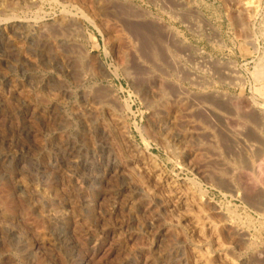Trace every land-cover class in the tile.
<instances>
[{"label": "rangeland", "instance_id": "374dc122", "mask_svg": "<svg viewBox=\"0 0 264 264\" xmlns=\"http://www.w3.org/2000/svg\"><path fill=\"white\" fill-rule=\"evenodd\" d=\"M248 1L0 0V264H264V0Z\"/></svg>", "mask_w": 264, "mask_h": 264}, {"label": "bare ground", "instance_id": "6f19581e", "mask_svg": "<svg viewBox=\"0 0 264 264\" xmlns=\"http://www.w3.org/2000/svg\"><path fill=\"white\" fill-rule=\"evenodd\" d=\"M248 1V0H247ZM249 2V1H248ZM7 5V4H6ZM5 5V6H6ZM250 7V6H249ZM252 8V7H251ZM245 10H248V9H245ZM249 11V10H248ZM252 12V11H251ZM6 22H7V20H6ZM9 24V23H8ZM7 26V25H6ZM12 27V26H11ZM7 28V27H6ZM261 65V64H260ZM259 68H260V66H259ZM256 73H257V77L259 78V79H263L264 80V64H263V66L258 70V72L256 71ZM96 109V108H95ZM117 134V133H116ZM235 141V143H236V140H234ZM239 145V144H238ZM251 158H252V156H251ZM145 166V165H144ZM258 167H260L259 165H258ZM124 168V167H123ZM232 168V167H231ZM147 169V168H146ZM150 169V168H149ZM152 169V168H151ZM155 169V168H154ZM240 169V168H239ZM263 170V169H262ZM133 172V171H132ZM131 172V173H132ZM146 172V171H145ZM158 172V171H157ZM245 173H246V171H245ZM158 174V173H157ZM155 172H151V175L152 176H154V178L153 179H157L158 178V175H157ZM160 174V173H159ZM249 174V173H248ZM136 175V174H135ZM148 174H146V176H147ZM150 175V176H151ZM149 176V177H150ZM133 177V176H132ZM163 177V176H162ZM161 177V178H162ZM254 179V178H253ZM140 180V179H139ZM152 180V179H151ZM162 180V179H161ZM258 180V179H257ZM157 181V180H156ZM155 180L153 181V182H156ZM160 182V181H159ZM138 183H140V182H138ZM142 183V182H141ZM165 183V182H164ZM157 184V183H156ZM139 186H140V184H139ZM156 186V185H155ZM141 187V186H140ZM189 187V186H188ZM144 188V187H143ZM155 188V187H154ZM153 188V189H154ZM164 188V187H163ZM171 188V187H170ZM190 188V187H189ZM141 189V191L143 190L142 188H140ZM167 189V188H166ZM169 189V188H168ZM140 191V192H141ZM155 191V190H154ZM181 191V190H180ZM190 191V190H189ZM143 192H145L146 193V191H144L143 190ZM149 192V191H148ZM177 192V191H176ZM165 193V192H164ZM173 193H174V191H173ZM170 194H171V192H170ZM198 194V193H197ZM145 195V194H144ZM154 195V194H153ZM254 195V194H253ZM147 196V195H146ZM151 196V195H150ZM167 196V195H166ZM177 199H178V201H179V207H180V211H182V214L181 215H183L184 217H185V219H187L189 222H191V224L194 226V229H195V232H196V235H198V237L199 238H201V239H204V240H206V239H208V237H210V238H213L214 240H216V243H217V246L220 248V247H222L221 246V244H220V241H219V236L221 235H219V227H218V225H216V224H214L213 223V221H210V218L208 217V215L207 214H205V212L203 211V209H202V206H201V202L196 198V196H194L193 194H191L190 192H184V193H177ZM254 197V196H253ZM147 198V197H146ZM173 198L175 199V197L173 196ZM200 200H202V199H200ZM203 200H204V198H203ZM175 201V200H174ZM173 201V202H174ZM149 202V201H148ZM154 202V201H153ZM171 202V201H170ZM176 203V202H175ZM175 203H172V204H174L175 205ZM178 203V202H177ZM176 203V204H177ZM206 204V203H205ZM207 205V204H206ZM205 205V206H206ZM171 206V205H170ZM209 206V205H208ZM147 207V206H146ZM210 207V206H209ZM173 209V208H172ZM205 209H206V207H205ZM204 209V210H205ZM166 210V209H165ZM155 211V210H154ZM170 212V211H169ZM168 212V213H169ZM172 212V211H171ZM177 212V211H176ZM173 213V212H172ZM178 213V212H177ZM175 214V213H174ZM173 214V215H174ZM218 216V215H217ZM211 217V216H210ZM235 217V216H234ZM173 218V217H172ZM176 218H180V216L179 217H176ZM213 218V217H212ZM181 219V218H180ZM230 219V218H229ZM212 220V219H211ZM187 221V222H188ZM169 222V221H168ZM182 222V221H181ZM180 222V223H181ZM184 222V221H183ZM186 222V221H185ZM188 222V223H189ZM233 222V221H232ZM238 222V221H237ZM179 223V224H180ZM187 224V223H186ZM185 224V225H186ZM223 224V223H222ZM233 224V223H232ZM234 224H236V223H234ZM233 224V225H234ZM184 225V226H185ZM229 225V224H228ZM174 226H176V225H174ZM190 226V225H189ZM231 226V225H230ZM179 227V226H178ZM181 227V226H180ZM188 227V226H187ZM238 227V226H237ZM222 228H224V227H222ZM231 228L233 229V232H234V234H236V235H239V236H242V238H243V232H242V230H239L238 228H233V226H231ZM230 228V229H231ZM177 229V228H176ZM185 229V228H184ZM192 229V228H191ZM231 229V230H232ZM173 230H174V228H173ZM222 230V229H221ZM169 231V230H168ZM176 231V230H175ZM179 231V230H178ZM167 232V231H166ZM171 232V231H170ZM180 232H181V229H180ZM193 232V231H192ZM191 232V233H192ZM230 232V231H229ZM176 233V232H175ZM184 233V232H183ZM183 233H181V234H183ZM189 233V232H188ZM220 233H221V231H220ZM193 234H195V233H193ZM247 234V233H246ZM191 235V234H190ZM223 236V235H222ZM234 236V235H233ZM254 236V235H253ZM182 237H184V236H182ZM196 237V236H195ZM176 238H178V237H176ZM199 238H197V241H198V239ZM209 238V239H210ZM237 238H240V237H237ZM250 238H251V236H250ZM192 239H193V237H192ZM226 239V238H225ZM253 239V238H252ZM260 239V238H259ZM200 240V239H199ZM182 241V240H181ZM184 241V240H183ZM202 242H204V241H202ZM212 242V241H211ZM214 242V241H213ZM225 242V241H224ZM241 242V241H240ZM247 242V241H246ZM251 242V241H250ZM255 242H256V240H255ZM200 243V242H199ZM209 243V242H208ZM178 244H180V243H178ZM194 244V243H193ZM198 244V243H197ZM205 244V243H204ZM254 244V243H253ZM199 245V244H198ZM252 245V244H251ZM250 245V246H251ZM255 245V244H254ZM259 246V245H258ZM199 247H200V245H199ZM204 247V246H203ZM253 247V246H252ZM264 247V246H263ZM205 248H207V247H205ZM257 248V247H256ZM255 248V249H256ZM215 249H217V248H215ZM254 249V250H255ZM193 250V249H192ZM197 250V249H196ZM198 250H200V249H198ZM206 250V249H205ZM208 250V249H207ZM210 250V249H209ZM214 250V249H213ZM223 250V249H222ZM258 250V249H257ZM256 250V251H257ZM202 250H200V252L199 251H197V252H195V254H194V264H212V257L206 252L205 253V251L204 252H201ZM226 251V250H225ZM209 252V251H208ZM254 252V251H253ZM255 253V252H254ZM260 253V252H259ZM224 254H226V253H224ZM228 254V253H227ZM148 255V254H147ZM222 255V254H221ZM229 255V254H228ZM191 256H192V254H191ZM190 257V256H189ZM189 257H188V259H189ZM222 260V263L223 264H236L232 259H230V258H228L226 255L221 259ZM256 260V259H255ZM258 260V259H257ZM192 263V262H191ZM254 263V262H253ZM256 263V262H255ZM190 264V263H189ZM193 264V263H192Z\"/></svg>", "mask_w": 264, "mask_h": 264}]
</instances>
